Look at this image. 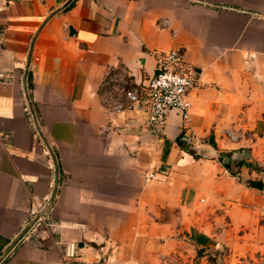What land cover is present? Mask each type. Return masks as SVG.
<instances>
[{
	"label": "crops",
	"instance_id": "1",
	"mask_svg": "<svg viewBox=\"0 0 264 264\" xmlns=\"http://www.w3.org/2000/svg\"><path fill=\"white\" fill-rule=\"evenodd\" d=\"M65 1L0 0V256L56 171L70 264H254L240 258L264 253V0ZM174 46L197 73L186 119L171 109L152 134L143 111L103 109L107 68L137 80ZM58 260L22 237L0 264Z\"/></svg>",
	"mask_w": 264,
	"mask_h": 264
},
{
	"label": "built area",
	"instance_id": "2",
	"mask_svg": "<svg viewBox=\"0 0 264 264\" xmlns=\"http://www.w3.org/2000/svg\"><path fill=\"white\" fill-rule=\"evenodd\" d=\"M156 25L164 28L167 26V20L158 19ZM153 55V74L142 75L137 80L125 67L107 68L103 72L99 99L103 109L109 112L143 111L149 131L159 134L169 110H178L181 118L186 119L189 108L187 94L197 83V73L195 68L184 60L182 46L156 51ZM24 109L27 122L36 136L29 109L27 106ZM127 124L130 126L132 122ZM226 137L229 140L236 138L231 132H227ZM48 199L49 197L31 203L26 221V226H29L22 237L33 240L41 247L47 242V246L59 252L58 264H70L76 256L77 245L70 240L62 241L57 236L59 224L49 216V206L46 207ZM202 263L209 264L208 259L203 258ZM257 263L264 264V261L259 260Z\"/></svg>",
	"mask_w": 264,
	"mask_h": 264
},
{
	"label": "water",
	"instance_id": "3",
	"mask_svg": "<svg viewBox=\"0 0 264 264\" xmlns=\"http://www.w3.org/2000/svg\"><path fill=\"white\" fill-rule=\"evenodd\" d=\"M70 0H66L64 2V5H66ZM26 65H27V62H26ZM25 74H26V67L24 69V73H23V78H22V85H23V90H24V93H25V100L27 102V107L29 109V112L32 116V120H33V125H34V128L35 130L38 132L39 134V130H38V127H37V123H36V120H35V117L33 115V112L31 110V107H30V104L28 102V99H27V96H26V89H25ZM55 186H56V171H55V175H54V186H53V189H52V192L49 196V199H48V202L46 204V207L49 206V204L51 203V200L53 198V195H54V192H55ZM29 225L25 226L20 232L19 234L12 240V242L7 246V248L2 252L1 256H0V259L1 257H3L9 250L10 248H12L17 242L18 240L22 237V235L24 234V232L26 231V229L28 228Z\"/></svg>",
	"mask_w": 264,
	"mask_h": 264
},
{
	"label": "rangeland",
	"instance_id": "4",
	"mask_svg": "<svg viewBox=\"0 0 264 264\" xmlns=\"http://www.w3.org/2000/svg\"><path fill=\"white\" fill-rule=\"evenodd\" d=\"M218 8H221V7H218ZM255 166H256V164H255ZM256 167H259V168H261L264 171V161L263 162H259V164ZM240 259H243L244 261H247V262H252L254 264H258L257 262L259 260H263L264 261V253H262V254H255L251 258L244 257V258H240Z\"/></svg>",
	"mask_w": 264,
	"mask_h": 264
}]
</instances>
